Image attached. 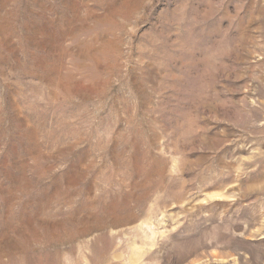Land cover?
<instances>
[{
  "label": "rangeland",
  "instance_id": "1",
  "mask_svg": "<svg viewBox=\"0 0 264 264\" xmlns=\"http://www.w3.org/2000/svg\"><path fill=\"white\" fill-rule=\"evenodd\" d=\"M0 264H264V0H0Z\"/></svg>",
  "mask_w": 264,
  "mask_h": 264
}]
</instances>
